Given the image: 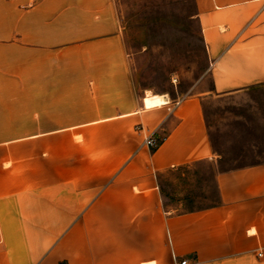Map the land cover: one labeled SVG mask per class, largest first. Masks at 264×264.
<instances>
[{"label": "crops", "instance_id": "0c3cea01", "mask_svg": "<svg viewBox=\"0 0 264 264\" xmlns=\"http://www.w3.org/2000/svg\"><path fill=\"white\" fill-rule=\"evenodd\" d=\"M193 1L208 94L264 87V0ZM164 96L136 94L113 0H0V264H264L263 164L166 205L159 177L215 156L203 98Z\"/></svg>", "mask_w": 264, "mask_h": 264}, {"label": "rangeland", "instance_id": "374dc122", "mask_svg": "<svg viewBox=\"0 0 264 264\" xmlns=\"http://www.w3.org/2000/svg\"><path fill=\"white\" fill-rule=\"evenodd\" d=\"M136 94L146 107L200 96L215 159L159 177L166 205H212L218 171L264 165V87L215 97L193 0H113ZM148 93L147 96H144ZM26 133H22L25 135ZM80 139L81 136L69 135Z\"/></svg>", "mask_w": 264, "mask_h": 264}, {"label": "built area", "instance_id": "2783aa9c", "mask_svg": "<svg viewBox=\"0 0 264 264\" xmlns=\"http://www.w3.org/2000/svg\"><path fill=\"white\" fill-rule=\"evenodd\" d=\"M172 104L177 106L179 104V101H174V103ZM144 145L147 146L149 149H155L157 146V142L154 141L152 138H149L145 141ZM180 264H186V260L181 261Z\"/></svg>", "mask_w": 264, "mask_h": 264}, {"label": "trees", "instance_id": "16d2710c", "mask_svg": "<svg viewBox=\"0 0 264 264\" xmlns=\"http://www.w3.org/2000/svg\"><path fill=\"white\" fill-rule=\"evenodd\" d=\"M216 199H217V194H216ZM216 203V202H215ZM60 264H64V263H60Z\"/></svg>", "mask_w": 264, "mask_h": 264}, {"label": "water", "instance_id": "95a60500", "mask_svg": "<svg viewBox=\"0 0 264 264\" xmlns=\"http://www.w3.org/2000/svg\"><path fill=\"white\" fill-rule=\"evenodd\" d=\"M148 95V93H145V96H147Z\"/></svg>", "mask_w": 264, "mask_h": 264}]
</instances>
